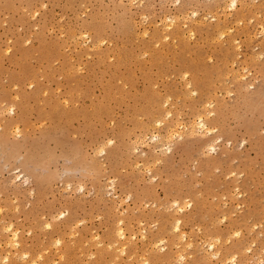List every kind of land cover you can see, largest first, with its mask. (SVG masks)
I'll use <instances>...</instances> for the list:
<instances>
[{
    "label": "rangeland",
    "instance_id": "rangeland-1",
    "mask_svg": "<svg viewBox=\"0 0 264 264\" xmlns=\"http://www.w3.org/2000/svg\"><path fill=\"white\" fill-rule=\"evenodd\" d=\"M0 264H264V0H0Z\"/></svg>",
    "mask_w": 264,
    "mask_h": 264
},
{
    "label": "bare ground",
    "instance_id": "bare-ground-1",
    "mask_svg": "<svg viewBox=\"0 0 264 264\" xmlns=\"http://www.w3.org/2000/svg\"><path fill=\"white\" fill-rule=\"evenodd\" d=\"M159 123H160V122H158V124H159ZM198 123H199V126H201V127L205 126V123L203 122V120H202L201 118L199 119V122H198ZM155 137H157V135H156ZM177 221H178V220H177ZM120 233L123 235V232H122V231H121ZM13 236L16 238V236H17L16 233H14ZM14 243L17 244V240H16V239H15ZM210 246L213 247L212 244H210ZM32 263H35V262H32Z\"/></svg>",
    "mask_w": 264,
    "mask_h": 264
}]
</instances>
